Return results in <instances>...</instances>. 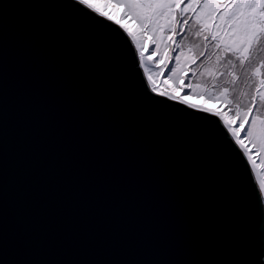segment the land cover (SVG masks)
Listing matches in <instances>:
<instances>
[{"label":"water","instance_id":"95a60500","mask_svg":"<svg viewBox=\"0 0 264 264\" xmlns=\"http://www.w3.org/2000/svg\"><path fill=\"white\" fill-rule=\"evenodd\" d=\"M146 78L75 0H0V264H264L254 169Z\"/></svg>","mask_w":264,"mask_h":264},{"label":"snow or ice","instance_id":"6c2138e0","mask_svg":"<svg viewBox=\"0 0 264 264\" xmlns=\"http://www.w3.org/2000/svg\"><path fill=\"white\" fill-rule=\"evenodd\" d=\"M117 2L124 7L122 18L134 20L137 31L99 11L89 0H75L77 5L120 33L134 60L144 57V41L150 34L152 54H160V72L167 69L165 75L173 74L169 79L180 80V73H191L196 68L201 75L207 74L216 81L219 93L210 94V98L219 99L226 107L224 111L204 108L202 115L212 114L250 179L258 162L264 171V0ZM144 84L146 92L153 95L159 92L161 100L181 99L170 91H160L152 74ZM187 103L181 100V104ZM253 186L259 206L264 209V179Z\"/></svg>","mask_w":264,"mask_h":264},{"label":"rangeland","instance_id":"374dc122","mask_svg":"<svg viewBox=\"0 0 264 264\" xmlns=\"http://www.w3.org/2000/svg\"><path fill=\"white\" fill-rule=\"evenodd\" d=\"M89 2L93 3L99 11L106 12L109 16L114 17V20H120V23L127 25L130 30L134 32L138 30V25L134 20H131L130 18H122L124 7L123 4L118 3L117 0H89ZM144 43L145 55L141 58V61L146 70L147 76L152 74L155 77L160 91H170L181 98L178 99L179 101L187 100V104L196 105L197 108H210L214 111H224L226 105L222 101L210 98V94L219 93L216 81H213L207 76V74L201 75L200 71L197 69L195 71L193 70L194 76H191L190 80L186 78L185 83L181 82V80H183L181 74L180 80L174 81V79H169V76H172L173 74L168 73L165 75L164 73H167V69H164V73L160 72L159 66L162 64L160 54H152L153 47L151 46L150 34L146 35ZM208 80H210V82H208ZM187 83L191 84V88H188L189 85H187ZM177 85H183V87H178ZM206 92L208 94H205ZM225 115L227 116V113H225ZM253 169L259 182L261 179H264V171L260 170L259 162Z\"/></svg>","mask_w":264,"mask_h":264},{"label":"trees","instance_id":"16d2710c","mask_svg":"<svg viewBox=\"0 0 264 264\" xmlns=\"http://www.w3.org/2000/svg\"><path fill=\"white\" fill-rule=\"evenodd\" d=\"M193 27H195V26L193 25ZM193 70L195 71L196 68L192 69V72L191 73H186V72L185 73H180L181 76H183V80H181V82H184L185 83V81H186L185 76L186 75H187V79L190 80L191 79V76H194ZM208 82H210V80H208ZM187 85H191V84L190 83H187Z\"/></svg>","mask_w":264,"mask_h":264}]
</instances>
